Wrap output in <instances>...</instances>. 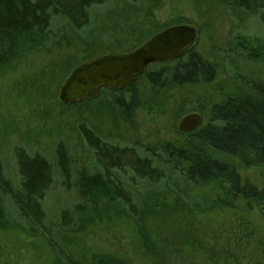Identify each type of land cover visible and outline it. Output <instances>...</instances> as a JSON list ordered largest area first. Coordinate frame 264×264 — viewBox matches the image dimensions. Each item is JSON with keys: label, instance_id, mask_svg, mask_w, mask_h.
<instances>
[{"label": "rangeland", "instance_id": "374dc122", "mask_svg": "<svg viewBox=\"0 0 264 264\" xmlns=\"http://www.w3.org/2000/svg\"><path fill=\"white\" fill-rule=\"evenodd\" d=\"M90 16L81 30L61 17L53 18L50 39L33 51L25 45L0 74V160L5 177L20 187L16 148L45 156L54 170V184L43 202L44 227L30 225L15 203L4 197L9 228L0 230V264H146L151 261L143 254L153 251L142 244L147 231L161 245L155 252L165 254L170 249L172 256L166 261L187 247L185 253L191 255L187 261L172 259L170 264H264V214L239 197L228 207L215 186L187 183L174 173L162 150L183 139L178 131L183 109L199 113L205 124L211 106L235 92L238 83L264 81L263 59L229 49L238 35L264 43L261 20L240 10L234 15L219 0H108L93 8ZM184 24L198 30L197 51L216 68L210 84L159 91L139 79L141 106L132 115L101 109L102 99L86 105L60 102V88L76 66L91 57L127 52L141 40ZM81 121L106 142L135 148L153 159L165 174L161 181L151 182L130 168L112 170L134 210L113 195L86 202L76 187L64 186L55 160L59 142L67 147L72 162V182L82 171L108 173L83 140ZM238 172L243 183L264 189V164ZM77 205L90 211L83 218L75 216L74 226L64 228L63 212Z\"/></svg>", "mask_w": 264, "mask_h": 264}, {"label": "trees", "instance_id": "16d2710c", "mask_svg": "<svg viewBox=\"0 0 264 264\" xmlns=\"http://www.w3.org/2000/svg\"><path fill=\"white\" fill-rule=\"evenodd\" d=\"M107 1L0 0V74L19 57L25 45L33 51L38 43L50 39L53 18L61 17L75 30H81L90 23L92 9ZM219 2L234 15L240 10L245 15L257 16L264 25V0ZM144 41L137 42L132 49ZM198 42L199 39L193 48L172 63L150 64L139 79L144 78L159 91L210 84L216 77V68L197 51ZM229 49L235 53L245 52L250 59L264 60V43L254 37L238 35L232 38ZM139 79L121 91L104 88L93 100L77 105L102 99L101 109L123 110L132 115L141 106L137 91ZM187 114L189 110L183 109L181 116ZM79 132L108 173L90 175L82 171L75 183L72 182V162L63 142L56 146L55 160L66 189L76 187L80 197L86 202L95 203L99 197L113 195L115 200L134 210L130 197L124 192L119 180L113 176V169L130 168L139 178L151 182H159L165 178V174L154 164L153 159L141 156L135 148H121L106 142L84 121L80 122ZM181 135L184 137L180 143H168L162 148L168 161L173 163L176 175L195 187L219 188L228 207L233 206L235 198L239 197L253 203L264 214V189L243 183L238 172L239 168L264 164V81L245 79L238 83L235 92L226 94L219 103L211 106L207 123H203L193 133ZM15 156L20 175L18 189L5 177L0 160V230L9 228L3 208L4 197L15 203L20 216L30 225L44 227L46 213L43 202L54 184L53 164L43 155H29L24 148H16ZM89 211L87 206L77 205L73 211L63 212L62 226H74L75 216L83 218ZM144 233L147 235L146 243L142 244L153 250L143 254L146 258H155L157 261L154 262L161 263L162 257L164 263L165 259L172 256L170 249L165 254L155 252L161 245L154 243L149 231ZM187 251V247L175 251L173 261L176 259L178 263L186 262L191 256L185 253ZM63 255L66 256V253ZM172 259L165 263H172Z\"/></svg>", "mask_w": 264, "mask_h": 264}, {"label": "water", "instance_id": "95a60500", "mask_svg": "<svg viewBox=\"0 0 264 264\" xmlns=\"http://www.w3.org/2000/svg\"><path fill=\"white\" fill-rule=\"evenodd\" d=\"M198 38L195 27L176 25L156 33L130 51L87 60L66 77L59 100L64 105H77L93 100L104 88L121 91L135 83L150 64L172 63L181 58L195 46ZM202 124L199 113H190L180 120L178 131L190 134Z\"/></svg>", "mask_w": 264, "mask_h": 264}, {"label": "flooded vegetation", "instance_id": "af4514ba", "mask_svg": "<svg viewBox=\"0 0 264 264\" xmlns=\"http://www.w3.org/2000/svg\"><path fill=\"white\" fill-rule=\"evenodd\" d=\"M150 259V263H146V264H163V263H155L154 260L155 258L151 259V257L149 258ZM165 264H170V263H165Z\"/></svg>", "mask_w": 264, "mask_h": 264}]
</instances>
